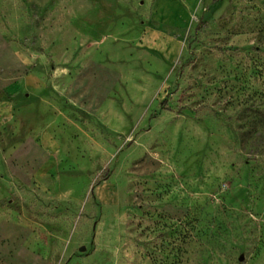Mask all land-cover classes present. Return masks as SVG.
<instances>
[{
    "label": "rangeland",
    "instance_id": "374dc122",
    "mask_svg": "<svg viewBox=\"0 0 264 264\" xmlns=\"http://www.w3.org/2000/svg\"><path fill=\"white\" fill-rule=\"evenodd\" d=\"M0 264H264V0H0Z\"/></svg>",
    "mask_w": 264,
    "mask_h": 264
}]
</instances>
